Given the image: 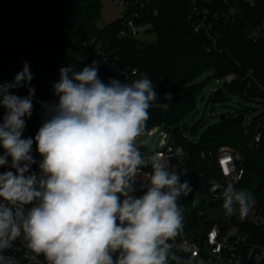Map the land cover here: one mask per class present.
Segmentation results:
<instances>
[{"label":"clouds","instance_id":"9594fccd","mask_svg":"<svg viewBox=\"0 0 264 264\" xmlns=\"http://www.w3.org/2000/svg\"><path fill=\"white\" fill-rule=\"evenodd\" d=\"M98 64L58 69L57 99L40 102L34 137L23 136L34 108L29 64L0 82V167L9 169L0 172V264H21L5 255L18 239L29 264H198L195 253L174 250L184 228L178 200L193 192L181 179L187 169L155 150L145 159L137 145L157 98L153 82L105 83ZM26 86L28 95L15 94ZM222 196L229 217L245 218L256 203L233 182Z\"/></svg>","mask_w":264,"mask_h":264},{"label":"trees","instance_id":"16d2710c","mask_svg":"<svg viewBox=\"0 0 264 264\" xmlns=\"http://www.w3.org/2000/svg\"><path fill=\"white\" fill-rule=\"evenodd\" d=\"M192 2L147 0L143 6L136 5V24L152 25L149 33L156 35V41L147 43L125 33L130 15L121 14V19L99 28L100 0H0V50L4 45L21 46L35 61L29 85L35 88L34 108L31 118H26L25 138L34 137L42 124L40 102L57 99L51 85L59 80L58 69L68 64L79 70L98 61L99 76L105 83L110 78L130 83L147 76L157 95H172L171 99L156 98L152 102L145 130L166 125L176 146L185 153L178 164L188 174L181 179L190 182L193 192L178 200L182 208L190 210L187 227L174 242V250L181 256L186 255L178 244L201 235L212 225L207 210L223 209V196L215 201L211 193L214 183L222 191L227 184L218 165V151L223 146L243 155L245 173L235 187L252 193L256 200L254 215H264V91L260 87H264V45L246 35L262 15L237 3L229 20L216 21L217 30L212 35L217 41L213 43L207 33L194 30ZM211 2L207 6L212 11L226 9L223 0ZM208 71L214 78L235 77L213 94L214 103L224 102L229 92L260 107L259 114L252 115L258 111L255 108L222 114L225 119L220 116L217 123L198 135V125L189 127L185 120L194 113L203 93L206 81L198 79ZM16 74L9 64L0 61V82L12 81ZM14 91L18 96L28 95L27 86ZM4 111L0 108V116ZM259 132L261 140L252 146ZM32 155L38 162L35 144ZM232 222L249 235L250 242L264 246V224L256 226L249 219H241L239 213Z\"/></svg>","mask_w":264,"mask_h":264},{"label":"built area","instance_id":"2783aa9c","mask_svg":"<svg viewBox=\"0 0 264 264\" xmlns=\"http://www.w3.org/2000/svg\"><path fill=\"white\" fill-rule=\"evenodd\" d=\"M121 8V14L130 15L126 22L127 34L134 38H138L144 34L150 24L139 26L136 24V13L133 8L136 5H144L147 0H114ZM212 0H193L190 20L194 30L197 33L205 32L212 37L213 43H216L215 35H212L217 30L216 21L221 19L229 20L232 14L234 5L241 4L248 8L259 10L262 18L259 23L246 31V35L254 42H260L264 45V0H223L226 9L212 11L207 5L211 6ZM199 4H202L200 6ZM213 7V6H212ZM132 14V15H131ZM123 33V34H125ZM91 43V41H89ZM233 75L215 78V84L218 86H226L234 81ZM259 85V84H258ZM264 91V87L261 86ZM264 101V98H263ZM160 130V125L154 126L144 131L141 136H154ZM161 138L158 147L155 151L161 153L164 157L172 158L170 163L176 165L185 158L184 150L176 146L172 139L169 129L160 132ZM261 140V133H257L252 142V146L256 145ZM243 155L235 148L223 146L218 151V165L225 180L233 182L234 186L240 182L245 173ZM9 170L7 167H0V172ZM32 171L38 172V164L32 165ZM144 172H150L151 168L145 167ZM142 179V177H138ZM139 183V182H138ZM222 187L214 183L211 187V193L214 194V200L217 201L222 196ZM212 218L213 222L209 229L205 230L201 235L183 240L179 245L186 256H192L195 253V259L198 264H264V246L250 242V237L239 230L232 222L238 211L232 216H226L224 209L214 210ZM243 220L249 219L241 218ZM254 225L259 226L264 224V215L255 216L249 219ZM24 247L20 239H18L13 248L7 250L5 255H12L21 261V264H29L24 259ZM43 264V257H40Z\"/></svg>","mask_w":264,"mask_h":264},{"label":"rangeland","instance_id":"374dc122","mask_svg":"<svg viewBox=\"0 0 264 264\" xmlns=\"http://www.w3.org/2000/svg\"><path fill=\"white\" fill-rule=\"evenodd\" d=\"M102 4V11H101V19L97 22V26L99 28H103L104 26L117 21L121 19V8L120 6L115 3L114 0H100ZM149 30H152V25L148 27L147 31L144 34H141L137 39L140 42H154L156 41V35L155 33H149ZM213 72L208 71L204 73L198 81L205 82V86L203 89V93L201 95L200 100L197 103V107L193 114H191L189 117L186 118L185 122L189 127H192L194 125H198V135H200L205 128H207L209 125L215 124L219 121L220 116L222 114H235L238 111L245 110L248 108H255L258 111H253L252 115L256 116L259 114L260 107L256 106L252 102H247L243 99H241L238 96L232 95L229 92H226L227 99L222 103H214L212 101L213 94L219 90L220 86L215 84V78L212 77ZM172 95L170 94H160L157 95V99L160 100H167L171 99ZM164 104V103H162ZM166 129V125H160V130L152 137L148 135L140 136L137 139V145L138 147H145V146H152V150L148 152H143L142 154L145 156V159H147L153 152V150H156L159 144V140L161 138L160 132L162 130ZM143 141H147V143H143ZM184 209V228L183 232L185 231L187 227L188 217L190 214V210L188 208ZM214 212L212 209H208L207 213L208 216L214 215ZM247 217L249 219L254 217V210L253 208L249 211ZM179 246V244H178Z\"/></svg>","mask_w":264,"mask_h":264},{"label":"water","instance_id":"95a60500","mask_svg":"<svg viewBox=\"0 0 264 264\" xmlns=\"http://www.w3.org/2000/svg\"><path fill=\"white\" fill-rule=\"evenodd\" d=\"M0 61L9 64L15 72H20L23 69L25 62L29 64L32 72L35 67V61L28 55L26 50L21 46H6L4 45L0 50ZM225 119V115H221ZM141 152H148L152 150V146L139 147Z\"/></svg>","mask_w":264,"mask_h":264}]
</instances>
